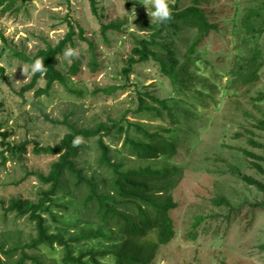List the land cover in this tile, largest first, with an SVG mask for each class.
I'll use <instances>...</instances> for the list:
<instances>
[{
  "label": "rangeland",
  "instance_id": "374dc122",
  "mask_svg": "<svg viewBox=\"0 0 264 264\" xmlns=\"http://www.w3.org/2000/svg\"><path fill=\"white\" fill-rule=\"evenodd\" d=\"M176 1L97 0L99 15L93 12L90 0H29L18 4L19 10L12 7L6 12L0 11V68H3L0 69V200L5 201L0 203V245L5 249L23 246L37 233L35 222L28 215L7 210L10 201L20 197L37 200L40 191L49 186L31 172L48 173L58 158L35 153L34 142L59 144L69 130L62 123L65 118L77 127H89L101 121L118 120L126 113L129 119L150 130L170 128L167 134L178 136L181 141L175 158L140 160L120 153L123 136L117 144L110 137L106 138L130 166L162 167L170 162L179 167V173L171 179L176 202L171 216L176 235L170 243L158 247L149 264H264L261 247L264 244V191L235 173V168H239L264 182V173L253 165V161L259 160L264 166V146H254L249 141L254 136L264 145V130L255 127L257 119L264 117V99H258L264 93V65L260 80L251 84L241 83L234 71L241 58L248 54V45L258 46L264 57V33L250 37L241 23L248 9L263 4L264 0H205L204 6L217 28L193 55L187 53L183 39L191 43L196 36L195 28L183 29L179 38H175L181 52L180 62L189 59L188 88H176L151 59L134 65L130 75L134 84L112 93L101 89L122 83L123 60L130 54L135 40L148 36L151 30L147 23H155ZM191 2L180 0L181 6ZM262 12L264 15V8ZM111 21L122 22V27L119 32L109 31V42H106L101 35V22ZM71 25L76 30L74 42L67 45L58 64L68 74L69 87L79 93L55 82L48 95L36 96L37 86L45 84L43 79L35 88L22 93L36 66L32 67L15 51L33 57L48 44L56 45ZM80 28L96 44L100 64L96 70L90 68L89 43L80 37ZM75 60L81 64L77 76L69 73ZM136 87L167 99L171 106L175 105L173 108H179V122H174L167 109L163 117L135 114ZM186 109L190 111L188 115L184 114ZM27 140L28 152L23 157L6 149L7 143ZM80 141L85 146L79 158L80 166L87 175L100 176L96 138ZM241 148L259 154L262 159L247 156ZM59 198L61 202H69L68 195ZM221 198L230 203L215 201ZM53 211L62 222L76 219L73 218L77 215L74 206L68 210L54 206ZM44 215L51 225L50 230L56 231L57 222L51 218V213ZM200 216L204 218L197 224ZM82 224L96 226L95 223ZM73 244L76 251L89 245ZM21 246L13 253L11 262L19 258ZM26 250L40 256L45 264H64L60 245ZM2 257L8 260L5 254ZM24 264L36 263L27 260Z\"/></svg>",
  "mask_w": 264,
  "mask_h": 264
},
{
  "label": "trees",
  "instance_id": "16d2710c",
  "mask_svg": "<svg viewBox=\"0 0 264 264\" xmlns=\"http://www.w3.org/2000/svg\"><path fill=\"white\" fill-rule=\"evenodd\" d=\"M29 0H0V11L6 12L18 4H26ZM205 0H192L191 4L181 6L180 0L170 4L155 23H147L151 30L145 37L137 38L130 54L125 58L120 70L121 84L108 85L101 88L106 93H112L118 88L128 87L131 83L130 75L134 72V65L148 60H155L161 72L171 79L173 85L182 89L188 88L186 80L189 79V59L180 62L181 52L177 45L179 35L183 29H196L194 40L187 44V53L193 55L198 46L217 28V24L210 20V12L204 6ZM92 10L99 15L97 0H90ZM264 3L251 7L243 15L241 23L250 37L260 36L264 33ZM122 22H101L102 38L109 42V31H121ZM79 35L88 41L91 58L90 68L96 70L100 64L97 60L96 44L84 35L80 28ZM75 27L71 29L56 45L48 44L31 57L23 52L15 51L23 59L36 66L31 81L23 87L22 93L35 88L39 80L45 84L37 86L35 95H48L55 82L66 86L71 92H77L68 85V74L59 68V56L67 45L74 42ZM264 65L262 50L258 46L248 45V54L241 58L235 67V75L243 84L254 83L261 78V69ZM0 69L3 70L1 67ZM81 64L75 60L69 73L77 76ZM189 75V76H188ZM187 76V77H186ZM137 88L134 101L137 108L133 111L140 115L163 117L164 111L174 120H180L179 108H173L167 99L156 97L148 90ZM258 99H264L262 93ZM189 110L184 114L188 115ZM124 113L120 119H111L110 122H98L94 126L77 127L65 118L62 123L69 128L59 144L43 145L34 142L33 151L37 154H52L58 158L51 164L48 173L31 172L40 182L48 185V189L40 191L37 200L31 198H13L7 210L17 211L19 215H28L35 222L36 235L26 242L21 249L19 258L11 262L13 253L20 246L5 249L0 245V264H24L32 260L36 264H45L38 255L30 254L28 249H39L42 246L55 248L62 247V262L64 264H149L153 261L160 245L170 243L176 235L174 219L171 210L176 207L171 192V179L179 173V167L170 162L162 167H153L150 164H140L133 167L127 164L124 156L118 155L111 144L106 140L110 137L115 144L123 138L120 153L140 160H154L167 157L175 158L179 153L181 141L178 136H170V128L164 131L150 130L142 123L129 119ZM255 127L264 130V117L258 118ZM96 138L99 155L97 167L101 175L96 173L87 175L85 168L80 166L79 158L84 152V144L80 140ZM249 141L254 146H264L262 142L251 136ZM29 141L18 144L7 143L6 149L12 154L21 157L28 152ZM247 156L262 159V156L247 148H241ZM5 158V150L2 152ZM253 165L264 173V166L258 161ZM235 173L244 181L255 185L264 191V182L252 175L243 173L235 168ZM68 195L69 202H61L60 195ZM218 203L230 202L226 198L215 199ZM5 202L1 201L0 203ZM56 206L68 210L72 206L76 211L72 222L60 220L59 214L52 212ZM51 213V218L57 222V230H50L51 225L44 213ZM199 217L197 224L203 219ZM95 223L96 226L84 227ZM77 230L73 232L72 230ZM155 238V239H154ZM93 242V243H90ZM107 243V246L103 244ZM73 243L81 246L78 251ZM97 243V244H95ZM95 244V245H94ZM264 249V244L261 246ZM2 254L8 257L4 260ZM105 259H109L106 260Z\"/></svg>",
  "mask_w": 264,
  "mask_h": 264
}]
</instances>
